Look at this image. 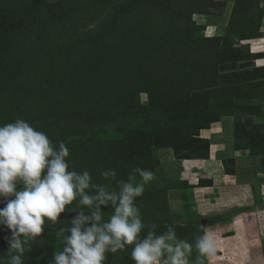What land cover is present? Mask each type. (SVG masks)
I'll use <instances>...</instances> for the list:
<instances>
[{
    "label": "rangeland",
    "instance_id": "obj_1",
    "mask_svg": "<svg viewBox=\"0 0 264 264\" xmlns=\"http://www.w3.org/2000/svg\"><path fill=\"white\" fill-rule=\"evenodd\" d=\"M94 1L0 0L1 29L7 27L10 29L9 32L18 35L19 26L25 33L35 31L37 26L43 24L46 28H41L39 32L32 34L30 39L34 44L25 46V53L20 55L18 50L12 51L14 59L10 64L12 66L8 68L7 76L0 80V107H3L7 92L12 87L17 99L15 100L14 97L15 107L10 111L17 113L8 112L9 110L3 112L0 109V125L21 118L40 131H47L45 129L48 125L47 119L45 116H38L36 113L38 108L26 105L25 100L18 102L22 93L28 91L24 87V81L29 80L31 83L28 82V85L38 89L39 83L35 78L37 70L33 65L42 63L45 56L44 49L49 52L55 45L65 46L75 43L82 32L88 33L102 21V14L106 11H104L105 6L95 5ZM134 1L136 6H144L150 2L153 8L156 7L158 11L167 13L170 10L177 12L175 8L178 2L184 0ZM187 1L205 7L206 14L192 15V20L196 24L205 26L200 35L203 38L224 35L229 18L236 7L237 10L232 17L234 22L225 34L236 51L227 50L217 58V49L211 45H203L202 41L183 39L184 36H189V33L180 26L179 22L172 29L167 23H155L153 20H157V15H152L147 8L144 12L148 15L146 17L148 22L143 18L139 20V25L136 22L138 20L130 18L128 24L131 27H140L138 37L141 40L145 35L147 43L155 41L156 45L147 50L152 58L153 49L156 48L158 51L155 59L159 62L152 67L157 69L158 65H162L160 63L162 59H169L175 63L181 58L185 61L184 64L191 68L193 76L188 79L167 77V80H164L161 79V75H157L153 80L160 79L157 82L161 81V83H153L155 89L152 95L149 85L138 88L135 83L131 84L128 89H134V97H137L140 104L136 110L127 105L129 113H123L116 119L111 110L115 105H109L111 108L105 107L103 105L106 102L103 98H98L97 101L93 99L90 101L92 111L86 114L88 118L86 123L91 131H95V137H99L96 140L102 149V142L106 138L112 140L108 150L104 149L101 152L103 157L114 165L109 172H116L118 179L127 180L129 174L137 167L154 172L155 179L145 185L143 195L137 198V204L146 223L150 225L154 221L147 214L150 212L148 205L145 206L143 203L145 192L149 189L165 190L168 213L158 223L161 232L166 230L164 228L167 225H171L179 235L178 238L186 239L189 243L199 234L195 236L192 234L197 229L212 232L216 238L217 252L214 257L206 259L205 264H264V69H255L264 64V0ZM120 9L123 12L127 11L123 4ZM259 20L261 22L256 29ZM155 27L162 31L156 35L164 32L173 41L166 46L170 48L164 52L157 47L161 42L157 38L155 40L156 35L146 36L147 31ZM6 33L9 34L8 31ZM256 33L260 36L255 35ZM253 34L255 36L252 37ZM101 35H104V30L100 31ZM241 35L250 38H243L245 36ZM38 36V39L43 40V44L35 43ZM182 51L185 54H182ZM107 52L100 50L98 54L100 63L106 58L112 61L117 53ZM252 53H258L259 58H255ZM127 57L133 60L130 53ZM106 64L100 72L95 69L89 72L85 67H81L83 72L86 71L84 90L88 93L102 87L104 94L105 84H109L106 82L110 76L106 77L114 73V71L106 72ZM223 67L226 69L223 70ZM122 74L121 71L119 75L125 78L123 81L119 76L121 79L119 85L128 80L125 74ZM222 75L224 79H221ZM109 79L111 83L114 76ZM171 79L180 85L176 83L171 85ZM115 81L111 86L116 88L113 87V91L106 92L109 96H114L113 93L120 91ZM66 92L64 90L61 96L65 97ZM50 93H53L54 97H59L57 95L61 94V90L58 87V90ZM75 94L78 93L69 94V97L77 98L74 97ZM81 100H84V97H81ZM214 117L216 120L213 121ZM83 120L81 116L76 124L82 125ZM234 131L240 135L241 146L248 144L250 149L235 148ZM173 132H178L176 134L180 135L178 153L171 147L161 146L169 144L170 136L176 139ZM100 133L102 136L99 135ZM189 137L191 141L187 140L189 143H185V139ZM160 141H163L162 144H159ZM175 142L177 143L178 140ZM207 152L208 155L205 156ZM194 155L202 158L187 159ZM225 157H231L233 162L224 161ZM71 164L72 167L77 168L75 161L71 160ZM91 175L92 184L115 187V182L110 177L103 178L98 170L96 173V169H93ZM199 178L211 185L192 190L190 183H197ZM209 178L212 179L211 183L208 182ZM136 180L137 182L140 180L138 174ZM86 191L93 194L95 190ZM3 207L4 203L0 202V208ZM240 209L247 211L239 213ZM80 210L81 208L74 201L66 206L64 215H61L56 222L46 220L45 231L26 245L29 251L25 253L24 264H54V253L61 251L63 247L62 239L55 233L60 227L70 229L72 215ZM101 210L104 212V219L107 220L112 208L101 206ZM83 211L84 215L90 214L87 206H83ZM196 212L203 216L202 219L196 220ZM9 235L10 230L0 225V253L6 252L8 247L6 237ZM129 248L131 251V246ZM115 255L117 254H108L105 264H111L110 257ZM191 257H189L192 260L190 264H195V258Z\"/></svg>",
    "mask_w": 264,
    "mask_h": 264
},
{
    "label": "trees",
    "instance_id": "obj_2",
    "mask_svg": "<svg viewBox=\"0 0 264 264\" xmlns=\"http://www.w3.org/2000/svg\"><path fill=\"white\" fill-rule=\"evenodd\" d=\"M96 4H102L104 5V11L105 13L102 14V21L98 23L96 27L91 29L88 33L82 32L75 43H71L69 45H55L52 47V50L49 52L47 49L45 50V56L43 58L42 63L39 65L34 64L33 68H35V78L38 80V89H34L33 86H29L28 82L31 83L29 80L26 82L24 81V87L26 90H28L26 93H22L20 96V100L18 102H23L25 100L26 105L30 107H37L38 111L36 112L39 117L45 116L48 122V125L46 126V133L53 142L54 145L58 146L59 142H64L67 147L73 151H70L69 160H73L76 162L75 168L79 172H83L84 170H88L90 174H93V169H96V173L98 170V173L102 171H109L114 167L112 163H110L105 157H103V154L101 150H108L109 145L112 143L111 139L106 138L105 141L102 142V147H100L98 141L96 139H99V137H95V131L92 130L89 125H87L86 114L90 113L91 105L90 101H93L95 99L96 101L98 98H103L106 102L105 107H109V105H115V108H111L113 117L116 119L119 116H122L123 113H129L127 111V105L131 107V109L136 110L138 108V105L140 104V101H138L137 97H134V89H128L131 84L135 85L138 88H143V85L150 86V93L152 95L153 89H155L154 85L159 84L160 82H157L158 80H153L155 76L161 75V79L167 80V77L169 78H180L181 77L188 79L193 76V73L191 71V68L184 64L185 61L183 59L179 58L173 63L172 61L162 59L160 60V63L162 65H158V68L155 69L152 66L156 64V62H159L158 59H155L157 57L158 51L156 48L153 49V58L149 53H147V50L152 48L153 45H156L155 41L153 43H147L146 37L144 35L143 39L138 37V31L139 26L131 27L128 24V20L130 18H133L139 25L141 19L145 18L147 21V14L145 15V10L148 8L152 15H157V20H153L155 23H167L168 26L172 29L174 28L177 23L179 22L181 27H183L188 33L189 36H184L183 39H187L189 41L197 40L199 42L202 41L203 45L209 44L214 49H217L218 55H221L222 53L227 52V50H232L234 47H232V44L228 42L226 39L227 32L229 31L231 23L233 24L234 21H232L233 13L237 10L235 7V11L231 14V17L229 18L228 25L226 28V33L224 35L220 36H214V37H207L203 38L200 37L201 33L203 32L205 26L204 25H198L194 20H192V15L194 13H202L206 14L205 7H202L199 4L196 3H189L187 0L178 2V5L175 9H177V12H174L172 10L166 12H160L155 7L153 8L151 3L149 2L146 5L136 6L134 0H95ZM185 2V3H184ZM121 4L125 5L127 8V11L123 12L120 9ZM143 9V11H142ZM143 14L142 16H139L140 13ZM76 16L80 17V15ZM89 17V16H85ZM82 17V18H85ZM81 18V19H82ZM14 20V19H13ZM7 21V20H6ZM15 21V20H14ZM80 22V20H79ZM261 20H259V23H257L256 29L258 28ZM45 23V21H44ZM148 23H146L147 25ZM7 26V24L5 25ZM37 29L35 31H27L26 33L23 32L24 29L18 27V35L13 34L9 32L10 29H7L2 27L0 28V36L2 38L0 39V80L3 79L5 76H7V70L10 66L13 59L12 51L18 50L21 53H25L24 47L27 45H32L34 42L31 43L32 34L37 33L42 29H46L45 25H39V27H36ZM7 30L9 34H7L5 31ZM104 30V35L100 36V31ZM23 32V33H22ZM110 34H109V33ZM159 32H162L159 30L158 27L151 28L147 31L146 36H153ZM6 35H5V34ZM109 34V35H108ZM21 35V36H20ZM39 35V34H38ZM108 35V37H106ZM259 35V34H255ZM254 34L251 35L252 37L255 36ZM155 37L158 40H160L161 45L157 46L159 49H161L163 52L170 47H166L167 45H170L173 43L171 37L166 33H161L159 35H156ZM245 36V35H241ZM260 36V35H259ZM39 36L36 39V44H43V40L38 39ZM243 38H250V37H243ZM204 39V40H203ZM35 44V45H36ZM116 44V45H115ZM37 46V45H36ZM166 47V48H162ZM40 48V47H39ZM100 50H105L107 53L117 52L115 54V58L112 59V61H108L103 59L100 63L99 59V52ZM236 51V49H233ZM124 52V53H119ZM129 53L133 56V60L128 58L127 55ZM18 54V53H17ZM182 54H185L182 51ZM254 54L255 58H259L258 53H252ZM29 55V54H27ZM19 57V56H18ZM15 58V57H14ZM216 59V57H215ZM78 61L80 64H78ZM107 61V62H106ZM217 61V59L215 60ZM105 66V70L107 73H110L114 71V73H110L106 78L109 76H114L113 81L110 83V77L108 78L105 84V92L104 94V88L99 87L94 92L90 91L88 93L87 90H84V78L85 72L82 71L81 67H85V69L89 72L97 70L98 72L103 71L102 67ZM123 63V64H122ZM121 64V65H120ZM218 64V63H216ZM161 66V67H160ZM225 70L226 68H222ZM240 69V67H239ZM255 69L260 70L264 69L263 66H257ZM242 71V69H240ZM122 71V75L125 74L126 78H128L127 82L119 85L120 79V72ZM161 73V74H160ZM106 76V74L104 75ZM120 76V77H119ZM221 79H224V75ZM38 77V78H37ZM82 81H81V79ZM117 78V79H116ZM122 80L125 77H121ZM218 78V77H215ZM214 78V79H215ZM116 79V81H115ZM219 79V78H218ZM172 83L178 84L174 79H171ZM117 82L118 84V91L117 93H113L114 96H109L107 94V90L113 91V87L111 86L113 82ZM124 81V80H123ZM163 81V80H162ZM157 82V83H155ZM153 83H155L153 85ZM152 84V85H151ZM180 85V84H178ZM58 87L61 90V94L57 95L59 97H54L53 93H50V91L58 90ZM55 88V89H54ZM34 89V90H32ZM83 89V91H82ZM66 90V96H61L63 91ZM73 93H78L76 96L77 98L69 97V94L72 95ZM80 95V96H79ZM107 95V96H106ZM106 96V97H105ZM124 96V97H122ZM7 98H5V101L3 102V107H0V109L3 112H11L15 113L16 111H10L12 107H15L13 103H15L17 97L14 96L13 89L9 90L7 92ZM13 97V98H12ZM15 97V100H14ZM81 97H84V100H81ZM86 97V98H85ZM12 98V99H11ZM153 96L151 97V99ZM112 104H111V103ZM126 108V110H125ZM105 111V110H104ZM17 113V112H16ZM19 114V113H18ZM66 114L68 116H66ZM76 114V115H71ZM20 115V114H19ZM35 114V117H38ZM82 116V125L76 124L79 121V118ZM85 116V118H84ZM216 120V117L213 118V121ZM85 121V122H84ZM89 126V127H88ZM237 131V130H236ZM235 132V131H234ZM178 132H173L174 136H176V139H173L171 136L169 137V144H163L161 146L164 147H171L174 149L176 153H178V146H179V138L180 135H177ZM172 134V135H173ZM99 135L102 136V133ZM98 135V136H99ZM234 146L236 149H250L251 147L247 145L241 146V140L239 133L235 132L234 135ZM178 140V144L175 142ZM186 141H191L190 137L185 139ZM164 141V140H163ZM160 141L159 144H162ZM185 143H189L188 141ZM253 151V149H251ZM260 153V152H259ZM206 154V153H205ZM257 154V153H254ZM208 155V152L205 156ZM183 159V157H180ZM196 159V158H202L199 156H192L187 157V159ZM186 159V158H184ZM229 162V160L232 161L231 157H225L224 161ZM226 163V162H225ZM227 164V163H226ZM227 172V170H226ZM228 174H231L227 172ZM104 178V177H103ZM208 182L211 183L212 179L209 178ZM192 190L193 188L197 187H203L208 186L211 184H207L206 182L202 181L201 178H199L197 183H190ZM189 184V185H190ZM150 190V191H149ZM148 192H145V201L143 202L145 206L148 205L149 211L147 214L150 215V218L153 219L155 223H159L161 220H163L166 217L167 211V205H166V198L165 194L166 191L159 189L152 190L149 189ZM246 209H240L238 212H245ZM250 212H254V210H248ZM203 216H201L198 212H196V220L202 219ZM185 228V227H183ZM166 228H164L165 230ZM189 229H192V227H189ZM158 232H161V228H158ZM199 233L196 237L204 234V229L197 231H193L192 234L194 236ZM178 235V234H177ZM179 236V235H178ZM194 238V237H193ZM194 238L190 243L193 245L195 244ZM130 248L129 246L125 251H121L116 253L117 255L110 257V263L111 264H133V261L129 258L130 256ZM197 253L195 252V249H193L192 253V259L195 258ZM189 260H191L189 258ZM192 261V260H191ZM194 263V260L193 262Z\"/></svg>",
    "mask_w": 264,
    "mask_h": 264
},
{
    "label": "clouds",
    "instance_id": "obj_3",
    "mask_svg": "<svg viewBox=\"0 0 264 264\" xmlns=\"http://www.w3.org/2000/svg\"><path fill=\"white\" fill-rule=\"evenodd\" d=\"M69 156L64 142L57 148L46 132L27 120L0 125V202L4 203L0 225L10 230L0 264H24L29 241L45 231L46 220L56 222L74 201L81 210L72 215L70 229H57L63 247L54 253V264H105L108 254L128 246L133 264H190L193 249L195 264H205L216 255L217 242L210 231L196 237L193 245L178 238L171 225L158 232L157 223L145 222L137 198L155 179L154 172L137 167L122 180L114 171H102V177L115 182L109 188L92 184L90 172L77 171ZM83 206L89 215H84ZM101 206L112 208L107 220Z\"/></svg>",
    "mask_w": 264,
    "mask_h": 264
},
{
    "label": "water",
    "instance_id": "obj_4",
    "mask_svg": "<svg viewBox=\"0 0 264 264\" xmlns=\"http://www.w3.org/2000/svg\"><path fill=\"white\" fill-rule=\"evenodd\" d=\"M61 215H64V213H62Z\"/></svg>",
    "mask_w": 264,
    "mask_h": 264
}]
</instances>
